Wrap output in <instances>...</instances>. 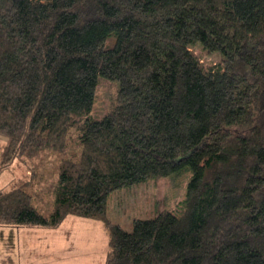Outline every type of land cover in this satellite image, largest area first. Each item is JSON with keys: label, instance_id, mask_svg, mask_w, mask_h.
<instances>
[{"label": "trees", "instance_id": "obj_1", "mask_svg": "<svg viewBox=\"0 0 264 264\" xmlns=\"http://www.w3.org/2000/svg\"><path fill=\"white\" fill-rule=\"evenodd\" d=\"M99 77L118 91L94 119ZM0 136V172L60 156L49 213L22 181L0 225L99 220L104 264H264V0H0ZM182 168L180 214L108 218L111 192Z\"/></svg>", "mask_w": 264, "mask_h": 264}, {"label": "rangeland", "instance_id": "obj_2", "mask_svg": "<svg viewBox=\"0 0 264 264\" xmlns=\"http://www.w3.org/2000/svg\"><path fill=\"white\" fill-rule=\"evenodd\" d=\"M191 50L205 69H215L222 64L217 52H208L200 45H193ZM117 91L116 80L99 77L90 117L99 119L108 113L114 106ZM44 153L45 156L31 160L32 171L35 172L32 177L27 168L29 160L26 163L14 160L13 171L0 176V188L7 178L14 177L5 188L30 181L26 188L33 194L34 204L42 213L48 214L53 204V186L57 180L60 156L54 150H44ZM190 176V169L182 168L114 190L107 200V216L112 222L130 230L136 217L149 218L164 209L180 214L184 209ZM3 226H7V233L13 234L14 264H104L108 236L99 220L67 215L56 228L13 226V229ZM15 227L21 228L16 230Z\"/></svg>", "mask_w": 264, "mask_h": 264}, {"label": "crops", "instance_id": "obj_3", "mask_svg": "<svg viewBox=\"0 0 264 264\" xmlns=\"http://www.w3.org/2000/svg\"><path fill=\"white\" fill-rule=\"evenodd\" d=\"M0 141L4 142L5 139L0 136ZM14 167H15V163L13 161L9 168L0 172V176L6 172L13 171ZM13 179H14V177L7 178L6 182L4 183L2 188H5L6 185H9V183ZM2 188H0V189H2ZM6 227L7 226L0 225V264H14L13 263L14 262L13 261L14 260L13 259V255H14L13 234H12V232L7 233ZM10 227L14 229L13 226H10ZM15 228H16V230H19V228H21V227H15Z\"/></svg>", "mask_w": 264, "mask_h": 264}]
</instances>
